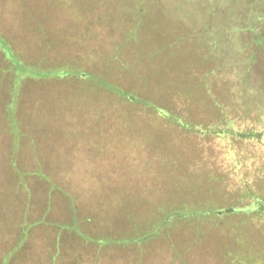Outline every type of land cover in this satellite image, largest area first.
I'll use <instances>...</instances> for the list:
<instances>
[{
  "label": "rangeland",
  "instance_id": "obj_1",
  "mask_svg": "<svg viewBox=\"0 0 264 264\" xmlns=\"http://www.w3.org/2000/svg\"><path fill=\"white\" fill-rule=\"evenodd\" d=\"M150 1L138 40L137 13L105 1L0 0V264H78L64 236L126 245L179 207L196 225L215 219L200 210L264 198V0ZM108 66L133 100L111 101ZM157 103L202 124L189 131ZM225 218L264 235V215ZM214 227L191 247L171 234L182 258L164 233L101 262L237 264L239 240Z\"/></svg>",
  "mask_w": 264,
  "mask_h": 264
},
{
  "label": "trees",
  "instance_id": "obj_2",
  "mask_svg": "<svg viewBox=\"0 0 264 264\" xmlns=\"http://www.w3.org/2000/svg\"><path fill=\"white\" fill-rule=\"evenodd\" d=\"M102 1H105L106 2L105 4H108L109 7L112 8L110 10L121 11V10L125 9L127 12L131 11V12L137 13V16L134 18L135 27L131 31H129L128 36L129 37L133 36V37H135V39L140 40L141 33H139V32H140L141 27H142V22L145 19V17L147 18V16H145V14H144V10L145 9L148 10V8L149 9L151 8V1L150 0H93L94 5H95V10H97L96 9L97 6ZM109 1H111L110 4L108 3ZM99 7H101V6H99ZM146 24H149L148 21L146 22ZM157 38L159 39L160 37L157 36ZM168 44H170V43L168 42ZM171 45H173V43H171L170 46ZM263 46H264V43H263ZM121 49H123V47ZM128 54H129L128 56H130V53H128ZM133 56L134 55H132V57ZM122 63L123 64L126 63V65H128V64L134 65V63H128V60H124V62H122ZM163 64H164V61L161 62V66ZM109 66H108L107 71L105 72L104 75H106L108 77L109 83L114 87V90L112 89L109 91V94H111L110 95L111 101H113V98H116V99L118 98L121 101H122V99L127 100L130 98L133 100V97L129 94V91H127L126 89H124L121 86L114 84L116 82H114L112 80V77L114 75H113V72L111 71V68H109ZM150 77H153V75L151 74ZM161 78H162V80H164L163 76H161ZM165 79L168 80L166 82V84H169L170 78L167 76V77H165ZM186 86L189 88L188 84ZM190 86H191V84H190ZM118 91H126L127 96L121 95V97H118L117 96ZM136 97L137 96H135V98ZM155 107L163 114V116L165 118L168 119V121H173V123H175V124L182 125L183 127L189 129V131H191L192 128L200 127V125L202 124L198 120H193L190 117H186V115H180L179 113H177V114L173 113L169 108H164V106L162 107L158 103ZM230 120H232V119H230ZM231 124L232 123H230V125ZM228 125H226V127ZM211 127L212 128H210V129L207 128L206 130L211 131V130H215V128H216L215 125L211 126ZM220 132H225V133H228L230 135L239 134L242 137H255V138L260 137L259 134L256 132L249 134L247 132L238 131V130L234 129L232 126H230V128H225V130H222ZM241 202H242V204H239V205L237 204L236 206H233L232 209H230L229 206H225L223 209L219 208L218 212L213 211V210H211V211L200 210L199 213L197 214L198 217H205L206 215H214V217H215L214 221H212V222L206 221L205 222L206 224H209V226H205L204 225L205 223L203 221H199L195 225V222L193 223V221L189 217L190 213L186 212L185 210H182L185 207H179L175 211L170 212L166 219L161 220L162 221L161 223L152 224L153 227H152L151 231L143 232V233L139 234L138 236L130 237V240L128 242H126V245H116L117 243H114V242L110 243L111 244L110 246L105 244V243L103 245L96 244V243H94V241L85 240V237L90 235V234L85 233V232H80V234L72 233L71 235H69V237H66V236H64V237H65V239H67L69 241H73L74 243L75 242L77 243V245L75 247H72V248L75 250V253L77 255L78 262H79L78 264H93V263L94 264H102L101 261H103V260H101L102 259L101 255H103V253L105 252L106 247H109V248L115 247L110 251V253L114 252V254L121 253L122 251H124L126 249L127 245L130 246L128 248L134 247L135 252L136 251L138 252V250H140L143 245L150 243V240H152L155 237L162 236V235H164V233H166V235H168V240H170V242H171L169 245L170 250L172 249L175 252V254L177 255V257L182 258V253L179 251L178 247L176 246V242H174V240L172 239L171 234L174 235V234L183 233V234H180V236L183 238L181 245L187 244L188 247H191L193 245L195 246V244L197 245L196 241H199L200 239L202 240V238H205L208 235L210 236L212 234L211 233V231L213 229L212 227L215 224L216 227H214V228L217 229L216 230L217 232L221 233L222 235L223 234L224 235H233L236 237L237 240H239V244L234 245L235 247L233 246V249L237 252L236 246H238V248H239L241 245V252L242 253L240 251H238V257H235V255H234L235 260L237 261V264H248L249 262H252V261H254L255 264H264V246L262 243V238L264 237V235H260L259 233L255 234L256 237L259 236V238H260L259 239V238H256L255 235H253V234L251 236L245 234L243 232V231H245L243 223H237L235 221H230V220L228 221V219H226V218H225L227 221L226 223H225V221L221 222V220H223L224 217H230V215L234 214L235 212H238V213H240V212L241 213H245V212L251 213L252 212L255 214L257 213L259 215H264V198L260 197V195L247 197L244 200V202L243 201H241ZM53 204H54V202H53ZM185 204H186V202H185ZM143 206L145 207V206H149V205L143 204ZM186 206H187V204H186ZM175 220H178V221L176 222ZM185 220L186 221L188 220V221H190L191 224H193L192 226H194V227L192 228V230H189L186 232V228L182 224L183 221H185ZM261 220L264 222V219H261ZM152 221H155V220L148 221L147 223L151 224ZM83 222H84L83 228L85 230L90 231V232L95 231V229L92 230L90 227L91 221H85L84 220ZM128 224H129V222H128ZM260 224H261V222H260ZM87 225L89 226L88 229H87ZM188 225H189V223H188ZM130 228H132V226L128 227V229L130 231L129 236H133L136 231H133V229L131 230ZM101 229L103 231H105L106 233L104 234L102 232L101 234H93L91 232V235H93V237L96 235L95 237L107 236L109 238L113 235V233L107 232L102 227H98L99 231ZM175 229H176V232H174ZM262 233H263V231H262ZM34 237L35 236L33 235L31 238L34 239ZM55 239L52 240L51 245H54L57 247L58 245L56 244ZM246 240H248V242ZM244 241H246V242H244ZM83 244H85V247L88 245L94 244V248L87 251V250H85L87 247L84 249ZM91 253H94V255ZM231 253H232V251H231ZM133 254L134 253H132L130 255H133ZM133 256H135V255H133ZM94 259L96 261H94ZM128 259L131 260V256L128 257ZM48 263L49 264H56L57 262H56V260L51 259ZM138 263H140V262H138ZM126 264H130V263L127 262Z\"/></svg>",
  "mask_w": 264,
  "mask_h": 264
},
{
  "label": "crops",
  "instance_id": "obj_3",
  "mask_svg": "<svg viewBox=\"0 0 264 264\" xmlns=\"http://www.w3.org/2000/svg\"><path fill=\"white\" fill-rule=\"evenodd\" d=\"M38 186V185H37ZM31 197V196H30ZM32 199H33V197H32ZM54 202V201H53Z\"/></svg>",
  "mask_w": 264,
  "mask_h": 264
}]
</instances>
